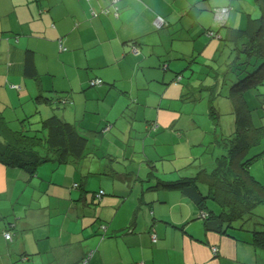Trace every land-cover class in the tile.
<instances>
[{
  "label": "crops",
  "instance_id": "crops-1",
  "mask_svg": "<svg viewBox=\"0 0 264 264\" xmlns=\"http://www.w3.org/2000/svg\"><path fill=\"white\" fill-rule=\"evenodd\" d=\"M230 2L119 0L115 17L101 13L103 8L112 10L110 0H0V110L7 125L18 130L20 120L27 118V123L33 122L30 129H37L39 116H49L52 109L38 104V115L34 98L39 92L67 90L69 104L55 111L83 131L110 123L102 129L107 144L102 143L97 151L103 152L97 154L100 160L106 153L116 161L115 173L106 172L101 161L47 162L32 177L20 167L0 163V264H79L91 248L95 252L88 264H264V250L242 237L206 232L198 210L180 191L150 187L162 178L160 171L179 170L177 176L170 174L172 180L195 174L199 163L211 167L206 147H200V158L184 156L171 161V169H164L158 161L170 151L165 148L162 153L155 146L167 143L162 140L168 138L165 127L158 129L165 113L138 125L128 115L132 100L143 95L146 102L150 81L168 87V79L181 70L185 53L192 55L212 44L204 43L205 30L227 36L221 26L212 29L218 16L211 11L231 8ZM157 16L168 21L165 29L152 26ZM250 16L247 24L248 19H257ZM231 17L236 21L239 16L229 11L225 25ZM133 41L140 50L136 56L129 51ZM28 51L36 79L25 73ZM162 63L167 71L159 68ZM93 78H100L102 84L88 86ZM248 93L247 102L256 109L254 121L264 124V84ZM152 120L157 123L154 131L148 130ZM179 147L182 154L188 150L185 144ZM79 177H84L80 183L86 192L70 189ZM101 190L102 197L95 203L91 192ZM102 222L107 224V235L100 238ZM7 228L12 241L2 235ZM151 233L157 237L154 243ZM213 246L218 247L215 255Z\"/></svg>",
  "mask_w": 264,
  "mask_h": 264
},
{
  "label": "trees",
  "instance_id": "trees-1",
  "mask_svg": "<svg viewBox=\"0 0 264 264\" xmlns=\"http://www.w3.org/2000/svg\"><path fill=\"white\" fill-rule=\"evenodd\" d=\"M86 1L88 2V0ZM118 1L110 0L112 10L103 8L101 13L108 14L111 12L116 17ZM255 2L260 6L262 15L257 19H248L245 29H236L225 25L230 8L222 6L213 8L211 12L215 16L214 14L217 12L220 13L225 10L223 18L214 17V20L225 29V36H227L225 38L220 37L215 33L216 31L211 29H207L203 33L207 41L212 37H220L232 42V47H230L229 55L224 64V72L219 71V69L217 72L215 67L209 65L210 70L214 71L215 80L218 81L219 85L229 82L228 93L225 95L230 100L229 103L232 108L230 112L233 116V127L229 133H220L219 137L216 136V131L220 128V114L217 112L212 98L209 99V117L212 118L215 128L211 145L217 147L220 153L212 155L211 167L199 163L195 174L191 176H180L172 180L157 178V181L150 187L176 190L184 194L198 210V217L201 219L206 232L227 234L235 238L237 236L242 237L241 239H244L254 248L264 250V210L262 214L255 212L259 205L264 209V184L251 174V164L256 159L263 157L264 146L258 153L248 155L251 148L264 141V124L254 121L256 109L251 107V103L247 102L248 96L246 97L248 92L264 84V25L262 24L264 0H255ZM92 15H95V12L92 11ZM157 17L154 18L152 24ZM162 19V24L159 27L154 25L155 30L165 29L168 26V21ZM252 27L253 31H251ZM129 48L134 56L140 52L138 42H131ZM28 52L24 62L25 73L27 76L36 79L37 71L32 66L31 52ZM193 58L191 55L188 61ZM159 66L161 71L168 70L165 63ZM230 73L233 74L232 78H230ZM219 74L221 78L218 77ZM224 75L227 77L224 78ZM223 78L225 80L221 83ZM181 79L180 71L175 72L172 80L178 83ZM98 80L100 81L97 82ZM100 84H102L100 78L88 80L90 87ZM50 92L48 95L39 92L34 98L38 115L41 113L38 104L52 109L49 116L44 118L39 116V125L35 130L30 129L29 126L33 122L27 123V118L20 120V129L12 130L7 125V121L4 120L0 110V163L8 167H20L30 177L36 176L37 168L47 162H52L55 165H67L85 161L90 165L101 161V167L106 172L113 171V164L116 161H113L110 154L106 153H104L106 158L100 160L102 157L98 154L101 155L103 149L97 150L100 149L103 141H96V138L104 139L102 129L104 131L109 128L110 123H104L100 129L80 130L75 124L63 120L58 111H55L57 108L69 104L70 94H67L69 92L67 90H50ZM215 94L220 95L221 93L217 91ZM41 101L42 103H39ZM134 101L136 100H132L131 103ZM152 121L148 130L154 131L157 129V123ZM207 150L205 148L204 152L209 153ZM83 179L84 177H79V180L70 185V189L80 190V193L84 192L83 181L80 183ZM102 194V190L91 192V196L97 201L95 203H98ZM209 201L213 204L212 206L208 205ZM106 226L105 222L99 226L100 238L107 235ZM6 233L10 235L9 238L5 236ZM2 235L8 241L13 239L12 232L8 228L2 231ZM150 239L153 243L157 241L154 233L150 234ZM213 247H216L215 254H217L218 247ZM94 252V248L87 250L80 258L79 264H88ZM212 254L215 255L213 252ZM138 264L140 263L138 262Z\"/></svg>",
  "mask_w": 264,
  "mask_h": 264
},
{
  "label": "rangeland",
  "instance_id": "rangeland-1",
  "mask_svg": "<svg viewBox=\"0 0 264 264\" xmlns=\"http://www.w3.org/2000/svg\"><path fill=\"white\" fill-rule=\"evenodd\" d=\"M229 4H231L230 11L232 13L236 12L239 16L236 21L231 17L229 23L235 24L237 28H246L247 16L251 15V18H258L262 15V10L255 0H232ZM215 22L216 24L212 29H217L220 26L219 22L216 20ZM262 24L264 25V19ZM152 26L154 27V24H152ZM196 38H198V36ZM208 41H211L212 44L205 50H201L202 48H199L200 50L197 49L196 52L192 54L194 58L191 61H188L191 57L189 53H185L187 56H185L184 62L183 60H178L180 63L183 62L181 70H176L177 72L180 71V74H182V79L178 83L172 80L173 76L167 81L168 87L165 86L166 84L160 87V83L150 81L147 90L151 92L147 95L146 102L145 97L141 95L139 99L131 103L132 110L129 111L128 115L137 125L147 123L149 118H156L160 112L165 113V118L163 122L160 123L158 129L162 130L163 127H165L163 131H165L164 134H166L168 138H163L162 140L166 139L167 143L155 146V150L159 152L165 153V148H168L170 151L168 156H163V158H160L158 161V165L164 169L174 167L172 162H178L184 156H197L200 158V147H202V145L208 149L210 160H212V155L220 153L217 147H212L211 145V141L214 139V123L212 118L209 117L210 98H212L218 110L217 112L220 114V128L216 132L218 134H227L233 127L230 114V103L228 100H225V95L228 93L229 86L228 84H217L218 81L215 80L214 71H211L209 67V65H211L215 67L217 72L218 69L224 72V64L229 55L230 43L222 39L219 40L218 37H212V39ZM208 41L206 39L204 43ZM197 43L199 42L197 41ZM175 46L179 47V42H176ZM187 48H189V46L186 43V49ZM169 71H171V69ZM218 77L221 78L220 74ZM226 77L224 75V78ZM224 78L221 83L225 80ZM217 91L221 94H215ZM161 93L164 94L162 99L158 98ZM143 103H146V106H143ZM166 112H170V116L169 113ZM9 114L14 113L12 112ZM179 133H181L180 137H178ZM173 136L177 139H173ZM100 140L103 141V144H107L105 139L96 138V141ZM182 144L188 146V150H185L183 154L179 152V146ZM111 145L113 146V144ZM263 146L264 141H261L259 145L250 149L248 155L258 153ZM174 149H176V152H174ZM154 154L155 153H150V155L155 158L156 156ZM262 158H264V156L256 159L251 164V170L254 171V174L252 171L251 174L264 184V161ZM203 160L205 161L207 158L205 157ZM133 166L135 167L136 165ZM178 172L179 170H173L172 173L162 174L163 172L160 171L158 175L162 177L161 179L167 180L171 179L170 174L177 176ZM208 205L212 206L213 204L209 201ZM263 210V207L259 205L256 207L255 212L262 214Z\"/></svg>",
  "mask_w": 264,
  "mask_h": 264
},
{
  "label": "built area",
  "instance_id": "built-area-1",
  "mask_svg": "<svg viewBox=\"0 0 264 264\" xmlns=\"http://www.w3.org/2000/svg\"><path fill=\"white\" fill-rule=\"evenodd\" d=\"M224 12H225V10H222L220 13L217 12V16H218V18H223V17H224ZM162 21H163L162 18L157 17V18L155 19L154 25H155L156 27H159V26L162 24ZM133 52L136 53L135 50H133ZM99 81H100V80H98L97 82H99ZM5 236H6L7 238L10 237V235H9L8 233H6ZM216 250H217L216 247H213L212 252L215 254ZM85 264H86V263H85ZM140 264H142V263H140Z\"/></svg>",
  "mask_w": 264,
  "mask_h": 264
}]
</instances>
